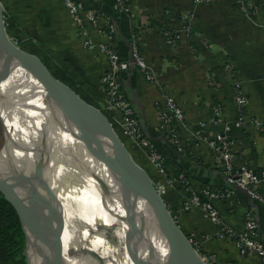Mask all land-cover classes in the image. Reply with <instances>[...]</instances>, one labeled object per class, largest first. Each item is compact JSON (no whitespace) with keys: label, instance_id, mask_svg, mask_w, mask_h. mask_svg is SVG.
Masks as SVG:
<instances>
[{"label":"crops","instance_id":"0c3cea01","mask_svg":"<svg viewBox=\"0 0 264 264\" xmlns=\"http://www.w3.org/2000/svg\"><path fill=\"white\" fill-rule=\"evenodd\" d=\"M0 1L10 37L36 54L54 76L84 100L107 113L101 76L108 62L98 46L106 40L102 33L87 24L95 45L85 46L79 25L63 0ZM81 1L111 20L116 28L115 44L124 58L132 59L133 36L139 37L141 51L158 81L184 109L180 130L186 149L179 152L159 128L157 103L163 99L161 88L148 81L134 64L123 72L125 96L146 136L165 156L169 174L185 173L195 191L205 185L228 187L225 173L213 163L208 144H198L194 139L193 132L201 121L208 125L206 133L223 132L231 124L229 138L237 165L264 168V0H246L244 6L237 0H130L129 14L119 8L116 0ZM186 25L191 27L190 33ZM165 32L177 35L174 44L167 41ZM227 63L233 64L235 75L227 71ZM236 79L241 81L249 100L242 128L233 124L238 114ZM218 106L222 120L217 117ZM254 119L260 120L262 126L258 127ZM127 140L133 157L156 186L162 183L163 178L143 150ZM162 194L182 231L194 239L199 252L216 258L214 264H262L257 254L241 255L232 239L220 237L219 226L201 209L184 210L182 194L176 187H168ZM216 204L222 219L237 230L244 229L246 212H253L264 242V203L237 188L232 199L217 200Z\"/></svg>","mask_w":264,"mask_h":264},{"label":"bare ground","instance_id":"6f19581e","mask_svg":"<svg viewBox=\"0 0 264 264\" xmlns=\"http://www.w3.org/2000/svg\"><path fill=\"white\" fill-rule=\"evenodd\" d=\"M35 64L39 77L31 79L21 63L17 61L12 68L0 58V75L6 76H0V114L10 129L0 159L1 186L8 188L2 178L8 169L19 197L36 202L23 209V214L37 228L42 226L51 247L48 231L55 230L53 220L59 221L64 244L54 253L63 257L64 264H99V260L104 264H182L174 259L152 197L133 181L123 180L130 167L95 130L94 124L105 128V121ZM43 82L60 91L65 102L84 108L91 123L86 126L80 117L49 107L46 98L53 93ZM81 133L86 139L80 138ZM41 166L42 177H37ZM41 179L53 197L43 194L48 190L42 186L32 196ZM41 210L45 226L36 216ZM45 252L40 241L33 239L32 264H43ZM189 264L206 263L202 257H191Z\"/></svg>","mask_w":264,"mask_h":264},{"label":"built area","instance_id":"2783aa9c","mask_svg":"<svg viewBox=\"0 0 264 264\" xmlns=\"http://www.w3.org/2000/svg\"><path fill=\"white\" fill-rule=\"evenodd\" d=\"M63 1L79 25L85 46L93 47L95 45V42L87 31V24L96 27L106 38L105 41L98 45L108 62L107 68L101 76V84L106 99L104 110L107 111V113H104L108 114L110 121L114 120L119 124L121 133L117 132L120 136L131 139L134 145L142 149L154 165L159 175L163 178L162 183L157 184L158 190L163 193L168 187H176L182 194L184 210H191L193 208L201 209L209 220L219 226L220 237L232 239L241 255H247L249 253L257 254L262 264H264V242L260 238L259 223L255 214L247 211L245 214L244 229L237 230L222 219L221 212L216 204L217 200L227 201L232 199L235 196L237 188L246 191L253 199L264 203V168L256 169L246 164L237 165L234 144L229 138L231 124L226 125L223 132L206 133L208 125L205 121H201L198 123V130L193 132L194 139L198 144L204 142L208 144L213 154V163L225 173L228 187L205 185L201 190L195 191L189 177L185 173H179L176 176L169 174L165 156L158 150L154 142L146 136L135 114V110L125 96L122 86L123 72L134 64L139 67L148 81L161 88L163 99L157 103L160 131L166 136L171 145L179 152H184L186 146L180 127L184 122L185 113L181 104L158 81L153 68L148 64L141 51L140 39L136 34L133 36L132 59L129 60L120 54L115 44L116 28L108 17L95 8L87 7L81 0ZM194 1L197 3L210 2L211 0ZM116 2L123 12L130 13V0H116ZM237 2L241 6L247 5L246 0H237ZM256 11L251 10V13H256ZM185 29L190 33L191 27L189 25H186ZM164 35L170 44L175 43L177 35L175 36L171 32H165ZM225 67L227 71L235 75L232 63H227ZM211 83H215V80L211 79ZM234 97L238 106V114L233 124L235 127L242 128L247 121L246 114L249 100L241 81L238 79L234 83ZM216 112L219 120H222L220 118L221 110L219 106L216 108ZM253 122L258 127L262 126L258 119H254ZM189 239L199 251L194 239ZM210 258L213 261L216 259L214 256H210Z\"/></svg>","mask_w":264,"mask_h":264},{"label":"water","instance_id":"95a60500","mask_svg":"<svg viewBox=\"0 0 264 264\" xmlns=\"http://www.w3.org/2000/svg\"><path fill=\"white\" fill-rule=\"evenodd\" d=\"M12 48H16L17 52L13 53ZM0 58L8 66L12 68L13 66H15V63L17 61L21 63L27 76L30 77L31 79H37V77H39L37 75L39 74L40 70H38V66L35 63L41 65L42 68L44 69L43 71L54 81L59 82L61 86H65L66 88H68L73 93L75 99L79 103L91 108L93 111H96V113L99 116H101L102 119L105 121V128L97 124H94L95 130L99 134L107 138L113 144L117 155L123 160V162L127 166L130 167L129 175L124 176L123 180L126 183L133 181V183L138 188L145 191L147 194H149L152 197V205L157 210V214L159 215V218L161 220L162 227L169 241V247L171 249V252L174 254L175 261L179 263L181 262L182 264H189V259H191V257H195V258L200 257L196 247L193 245L189 237L182 231L181 227L179 226L175 216L172 214L171 209L169 208L166 200L164 199L163 194L158 190L154 180L152 179L148 171L135 160L127 144L120 136V134L117 132V130H115L110 119L104 113V111L101 108L92 105L86 100H84L71 86L64 83L56 76H54L53 73L47 67V65L36 54L27 51L23 47L13 42V39L10 37L7 31L5 9L1 1H0ZM0 76L6 77L5 75H0ZM43 76H45L44 73ZM43 84L48 88V90L52 91L53 93V96H49L46 98L47 99L46 102L49 103L48 104L49 107H58L60 113L65 116H72L74 118L80 117L82 119L83 124L86 126H88L91 123L89 114L84 108H81L78 105L69 104L65 102L62 98L60 91L58 93V90H56V88L53 87L51 84L47 85L44 82ZM0 117L2 120L3 128L5 130V141L0 147V159H3L1 156L3 155V150L7 144V133L9 132L10 129L7 127V124L5 120L2 118L1 114ZM80 138H82L83 140L86 139L85 135L82 133L80 134ZM7 171L8 174H4L2 178L4 179L5 185L8 188L5 189L0 184V190L9 199L12 205L16 208L18 214L21 217L22 224L27 235L28 264H32L30 251L32 249L33 239L39 240L44 250H46L43 264H64V262H62L63 257H61L60 254L59 256H56L54 253L55 251H59L57 246H61L62 244H64L62 242L60 235L61 230L59 231V221L53 220L54 219L53 217L52 222L55 227V230L48 231V236L53 241V246L51 247L44 238V232L42 231V226H38L37 228L35 224L28 222L26 216L23 214V209L32 206L36 202L29 203L28 200H23L21 197H19L20 191L17 188H15V183H14L15 179L13 178L12 174L9 172L8 169ZM42 173H43V168L41 166L37 170V177H42ZM25 182H27V179ZM37 184L38 185H35V189L33 190L32 196L33 195L36 196L37 193L36 189H39L42 186L45 188V190L46 189L48 190V192H43V194L48 193L50 194L51 197H53L52 190L48 189L47 186L44 185L42 179L41 181H38ZM27 187L29 188L28 184ZM34 198L31 199L34 200ZM41 204L45 206L46 203L41 202ZM39 205L40 202L38 204V207ZM31 214L34 216L33 212H31L30 215ZM36 216L39 219V221L42 223L41 225L45 226L44 220L46 219V215L44 211L43 210L39 211V213Z\"/></svg>","mask_w":264,"mask_h":264},{"label":"trees","instance_id":"16d2710c","mask_svg":"<svg viewBox=\"0 0 264 264\" xmlns=\"http://www.w3.org/2000/svg\"><path fill=\"white\" fill-rule=\"evenodd\" d=\"M106 115L108 116V114ZM111 122L116 127L115 122H113L112 120ZM123 140L127 144V138L123 137ZM165 161L167 164L166 159ZM172 214L174 215L173 212ZM0 264H28L27 235L24 230L21 217L18 214L16 208L12 205L9 199L1 192V190Z\"/></svg>","mask_w":264,"mask_h":264},{"label":"rangeland","instance_id":"374dc122","mask_svg":"<svg viewBox=\"0 0 264 264\" xmlns=\"http://www.w3.org/2000/svg\"><path fill=\"white\" fill-rule=\"evenodd\" d=\"M14 43H16L17 45H19L15 40H13ZM20 46V45H19ZM113 122H115L114 120H112ZM112 123V122H111ZM117 123V122H116ZM113 125V124H112ZM113 127L115 128V130H117L119 133L120 132V126H119V129L117 127H115L113 125ZM4 140H5V130L3 128V125H2V120H1V117H0V147L2 146V144L4 143ZM142 242H145V240L143 238H141ZM198 251V250H197ZM199 255L200 257H202L204 260H205V263L206 264H214L213 263V260L209 257V256H206L204 255L203 253L199 252ZM98 259V258H97ZM99 260V259H98ZM99 264H104V262H102V260L100 261L99 260Z\"/></svg>","mask_w":264,"mask_h":264}]
</instances>
